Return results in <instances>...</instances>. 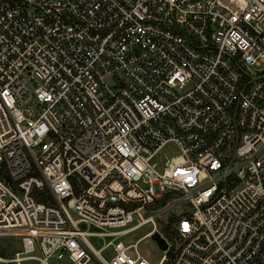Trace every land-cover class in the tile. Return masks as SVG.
I'll return each mask as SVG.
<instances>
[{"label": "built area", "instance_id": "1", "mask_svg": "<svg viewBox=\"0 0 264 264\" xmlns=\"http://www.w3.org/2000/svg\"><path fill=\"white\" fill-rule=\"evenodd\" d=\"M155 231L264 264V0H0V264H152Z\"/></svg>", "mask_w": 264, "mask_h": 264}, {"label": "rangeland", "instance_id": "2", "mask_svg": "<svg viewBox=\"0 0 264 264\" xmlns=\"http://www.w3.org/2000/svg\"><path fill=\"white\" fill-rule=\"evenodd\" d=\"M170 150L174 151L175 149L171 148ZM181 209L182 208L180 206H176L173 208V211L175 214H178V212H180ZM155 221L157 223V226L161 227V229H162V227H164L166 225L170 226V223H169L170 218L168 217L167 214L163 215L160 218H155ZM150 226H151L150 223H146V224L142 225L141 227H139L138 229H136L134 232H132L129 235L128 240L133 241L137 237L141 236L144 232H146L150 228ZM88 239L92 243V245L95 247H99L102 243L101 240L95 236H89ZM0 246L1 247L3 246V249L6 253H11L13 248H15L11 243H8V241L5 239H2L0 241ZM136 247H137V250L139 251V253L142 254L144 257H146L152 264L157 263L159 256L161 254V251L159 250L155 240L152 239L151 236H145V237L141 238L138 241ZM103 254L108 256V253H103ZM62 263H63L62 260H54V259L49 260V264H62ZM25 264H30V262L27 261V262H25ZM91 264H98V263L93 260L91 262Z\"/></svg>", "mask_w": 264, "mask_h": 264}, {"label": "water", "instance_id": "3", "mask_svg": "<svg viewBox=\"0 0 264 264\" xmlns=\"http://www.w3.org/2000/svg\"><path fill=\"white\" fill-rule=\"evenodd\" d=\"M151 238L155 240V242L157 243L158 247L160 249H165L166 248V242L165 240L159 235L158 232H153L151 235Z\"/></svg>", "mask_w": 264, "mask_h": 264}, {"label": "trees", "instance_id": "4", "mask_svg": "<svg viewBox=\"0 0 264 264\" xmlns=\"http://www.w3.org/2000/svg\"><path fill=\"white\" fill-rule=\"evenodd\" d=\"M162 231L165 233V234H168V231H169V225H166L163 227ZM4 249H3V246L1 247L0 246V254H4Z\"/></svg>", "mask_w": 264, "mask_h": 264}]
</instances>
